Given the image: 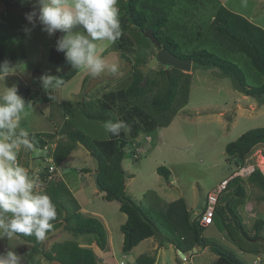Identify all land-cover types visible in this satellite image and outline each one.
<instances>
[{"label": "trees", "instance_id": "16d2710c", "mask_svg": "<svg viewBox=\"0 0 264 264\" xmlns=\"http://www.w3.org/2000/svg\"><path fill=\"white\" fill-rule=\"evenodd\" d=\"M9 1L0 0V3H9ZM169 1L174 8L175 5L186 4V7L183 5L182 10L185 13L184 16H188L189 6L200 2V21H196L198 23L186 30L188 33L183 37L176 32L175 28L169 30L174 22L170 21L169 13L165 12L171 7L168 0H118L122 36L114 45L117 54L124 61L132 63L133 69L118 80L114 89L104 92L95 101L87 98L77 102L63 100L62 106L66 118L61 128L53 132H30L29 138L34 139L36 148L43 149L47 140L58 137L53 153L55 165H60L66 160L72 151L80 146L78 142L91 151L92 157L99 159L100 189L105 192L106 200L119 201L120 210L127 215L126 222L121 226L124 233L122 246L124 253H129L147 238L157 237L160 245L171 243L182 251L192 249L197 244L207 247L217 255L211 264H244L230 252L204 239L203 232L206 226L202 225L198 219H192V214L183 197L168 203L164 209L168 224L178 234V236H171L158 228L157 222L126 190V173L122 165L126 146L140 135L150 134L158 127L166 126L171 122L172 117L188 101L191 75L180 69L162 65L150 69L147 75L138 69L137 66L146 65L157 51L156 46L143 35L144 31L152 29L163 47L181 58H190L194 65L218 68L222 76L232 80L236 90L264 104V28L245 16L231 11L219 0ZM60 35L62 34L58 32L54 36L49 51L48 59L52 66L65 60L64 54L55 50L56 38ZM198 38L210 40L208 43L213 44L214 48H221L226 55L244 54L258 74L260 82L250 83L239 64L221 56L217 51L207 48L183 51L182 46ZM61 69L62 84L68 82L78 72V68L70 64ZM90 77L91 75L84 81V87ZM79 115L104 123L109 120L113 122L123 120L130 125L131 130L127 133L121 130L119 136L109 132L107 138H96L75 124L74 119ZM261 143H264V127L252 128L244 132L226 145L227 161L243 166L254 148ZM157 172L166 179L170 177V170L165 166H158ZM30 174L31 171H29ZM47 175V169H45V172L41 173L42 179L46 180ZM246 180L264 191V173L260 168H256L247 175V178L240 175L232 177L227 182L226 189H223L220 194L215 215L229 216L230 228L239 231L247 241L255 242L258 237H262L264 219L258 218L255 221L254 235H250L236 206L246 202L247 189L244 184ZM227 190H231L233 195V199L228 201L223 196ZM38 192H46L57 207V218L51 222L53 227L49 231L62 224L65 210L67 212L65 229L70 230L75 236L92 234L100 245L105 244L106 237L101 223L96 219L84 218L80 215V205L63 180L51 181V184ZM16 235L27 243H33L29 250L26 247L29 264L34 263L37 254L58 264H98L89 249L81 248L73 241L57 244L54 249L47 250L46 242L42 244V240H37L35 236ZM260 243L264 244V242ZM5 248L12 250L9 247ZM154 260L147 255H141L137 259V264H152Z\"/></svg>", "mask_w": 264, "mask_h": 264}, {"label": "rangeland", "instance_id": "374dc122", "mask_svg": "<svg viewBox=\"0 0 264 264\" xmlns=\"http://www.w3.org/2000/svg\"><path fill=\"white\" fill-rule=\"evenodd\" d=\"M17 1L24 9L28 8V12L34 6L38 9L36 0ZM219 1L231 11L238 14L242 13L241 15L252 16L255 22L261 23L264 26V0ZM66 2L71 3V0H66ZM168 3H170L171 7L169 5V8L165 12L169 13L170 21L173 20L174 22L171 27L169 26V30L175 28L176 32L184 37L188 33L186 30L198 23L196 21H200V2L192 6L188 5V16H184L185 13L182 11L184 9L183 5L186 7V4L182 3L181 6L175 5L176 7L174 8L172 6L173 4H171L172 2L168 0ZM5 12L8 16H13L9 8ZM2 22L0 31L3 28L4 32H6L4 35L6 37L9 36L11 42L13 41L14 44H18L17 53L22 50L23 55L29 57V59L40 60V68L42 66L47 67V71L42 76L53 75L61 76L62 78V69L52 66L48 59L52 37H49L47 33L41 31V28L33 29L35 33L31 31L30 34H26L24 29L26 27L29 28L27 21L22 23L25 26L24 29L12 34L10 33L11 29L8 30V25L6 29L4 27V21ZM209 41L200 38L194 39L192 43L188 42V45L182 46L183 51L199 50L201 48L217 51L221 56L230 58L239 64L250 83L258 84L260 82L258 74L252 68L248 58L244 54L229 53L226 55L222 52L221 48H214L213 44L208 43ZM100 42H97V44ZM102 43L104 50L101 56L109 66L115 65L118 67L116 72L111 71L109 75L104 77L114 76L122 67H126L128 61H124L123 58L121 59L116 52L114 44H109L107 41H102ZM3 56L6 58L7 54L4 53ZM192 66H194L193 69L187 72L191 74L187 94L188 101L182 110L180 109L181 111L179 110L172 117L168 125L160 126L156 131L150 133L148 135L150 140H145L144 134L138 138L136 142L139 146L143 147L139 158L133 157L132 150L136 147L132 143L126 146L124 155L125 165L127 166L130 163L131 169L136 174L134 185H130V190H134L133 194L137 196L138 203L157 222L158 228L164 231L165 234L171 236H178V234L173 231L164 216L165 198L160 197L158 201H153L154 195L158 196L155 191L157 190L156 188L165 186L167 190L174 194L178 192L184 194L181 197H185L189 201L191 212L194 214L197 211L195 205L200 200L204 203L207 194L211 190L216 188L225 179L229 181L233 173L240 169V166L227 161L226 145L252 128L264 127V104L252 96H248L249 98L244 100L238 99V97L245 94L234 88L232 80L229 77L218 78L221 74L218 68L208 70V68H203L198 65L193 64ZM37 72L35 71L32 74L34 83H31L29 88H27L30 90V93L23 97L27 104L22 114V122L24 124L23 129H26L28 132L54 128L50 120H53L57 125L65 121L62 100L69 99L77 102L83 98H87L95 101L104 92L114 89L120 79L104 80L89 93H86L90 81L94 77L99 76L91 75L87 85L82 88H79V78L76 77L73 80L70 79L71 81L69 80V83L66 82V85L60 84L59 86L45 89L41 79L36 80ZM13 85L23 86V81L17 75L10 74L5 80H0V92L5 91V87H12ZM43 94L44 99L42 97ZM240 105H243L245 109H241L239 107ZM44 114L46 117L43 116ZM74 122L81 130L91 136L96 138H107L109 136L104 122L89 120L80 115L74 119ZM37 149L38 151L32 153L31 156L42 157H36L35 160V166L38 170L35 173L39 174V176L36 177V174L33 172L32 174L39 183L38 190L40 191L48 184H51V181L46 182L41 177V173L45 172L48 165L45 160L47 152L44 149ZM79 153L71 157L66 164H63L62 169L70 172V166H83L87 151L83 147H80ZM28 156L27 149L23 148L19 151L17 159L21 166H26L25 160ZM263 157L264 143H261L254 148L246 159L245 164H253L256 168L264 171V168L259 165ZM158 166H165L172 170V178L174 179L172 184H168V179L157 172ZM72 175L74 176V174ZM243 177L247 178V176ZM244 184L247 189L246 202L240 205L236 200L234 202L238 204L236 205L237 211L242 216V221L246 225L248 233L254 235L253 226L255 221L258 218L264 219V191L248 180ZM226 185L227 183L224 184L225 187ZM231 192V190H227L223 194L227 201L233 199ZM109 205L112 207V204ZM111 213H113L116 222L118 217L122 215L121 210L115 206L111 209ZM230 222L231 218L229 216L226 217L225 215L222 217V215H215L212 223L205 227L203 232L204 239L208 243L217 245L219 248L230 252L244 264H264V244L260 243L264 241H247L239 231L235 230V228H230ZM68 234L69 232L62 231L46 240V243L44 242L46 249L52 250L57 244L66 242L65 240H67ZM89 235L94 236L92 234ZM261 235L262 237L258 238H264V228ZM15 237L17 236L14 235L10 239H0V252L5 251L4 247H9L14 250L17 248L20 249L21 247H28L29 250L33 244L27 243L26 240L19 236V238ZM202 249L198 252L201 253L200 255H196L197 253L194 251L189 254L194 259L193 264H211L217 258V255L209 248L205 251H201ZM25 251L27 250H22L21 254H24ZM141 255L154 258L155 260L152 264H174L171 259L174 256L172 252H165L161 256V251L153 250L149 242L141 243L131 253H124L123 250H120L116 253L115 259L119 262L124 261L126 264H137V259ZM177 256V264L191 263L190 261H184L179 254ZM23 257L21 264H26L25 257L27 255ZM33 264L58 263L48 261L41 254H37Z\"/></svg>", "mask_w": 264, "mask_h": 264}, {"label": "clouds", "instance_id": "9594fccd", "mask_svg": "<svg viewBox=\"0 0 264 264\" xmlns=\"http://www.w3.org/2000/svg\"><path fill=\"white\" fill-rule=\"evenodd\" d=\"M36 5L38 11L34 6L25 13L32 26L24 29L26 34L37 25L49 37L59 32L62 35L56 38L55 50L63 53L72 67L93 76L106 69L117 71L101 56L104 49L98 48L97 42L114 44L122 36L118 0H36ZM12 69L9 61L0 63V80L12 74ZM40 79L45 89L63 83L61 76L44 75ZM26 104L15 85L0 92V239L24 234L44 240L53 227L51 222L57 218L52 198L46 192L36 191L37 184L29 170L18 163L21 147L32 153L38 151L29 132L20 127ZM105 128L114 136H119L121 130H131L123 120H109ZM0 264H21V255L14 250L0 252Z\"/></svg>", "mask_w": 264, "mask_h": 264}, {"label": "crops", "instance_id": "0c3cea01", "mask_svg": "<svg viewBox=\"0 0 264 264\" xmlns=\"http://www.w3.org/2000/svg\"><path fill=\"white\" fill-rule=\"evenodd\" d=\"M0 5H3V7L0 9V27H2L1 22L4 21V23H5L4 27H6V29H7V25H8V30L11 29L10 33H12V34H15L16 31L20 32L21 29H24L25 26L22 23L27 21L25 19V13H27L29 9L28 8L24 9V7H22L21 4L17 0H10L9 3L1 2ZM7 8L10 9L11 13H13V16H8L7 14H5L6 13L5 11L7 10ZM240 14H242V13H240ZM243 16H245L250 21H252L255 24L264 28V26L261 23L255 22V20L252 16H247L245 14H243ZM2 24H3V22H2ZM28 27L31 28L32 26L29 24ZM37 28H40V26L37 25V27H35L34 29H37ZM4 33H6V32H4V30L2 28V30L0 31V47H1L0 48V63H3L5 60L9 61L10 66L13 67V69H12L13 73L11 75H17L23 81V86L15 85L18 88V91L20 89H27V88H29V85L31 83H34V79L32 78V74L35 71L39 70L40 60L33 59V58L29 59V57H26L23 55V53L21 52L22 50H20V52L22 54L20 52L17 53V49H18L17 45L18 44L16 45V43L14 44L13 41L11 42V38L9 36L6 37L4 35ZM32 33H35V31H33V29H32ZM53 38H54V36L52 37V42H53ZM51 45H52V43H51ZM97 47L103 48L102 41L99 44H97ZM50 48H51V46H50ZM4 53L7 54L6 58H4V56H3ZM48 58H49V55H48ZM192 65H193V63H192ZM191 69H193V66ZM117 70H118V67H117ZM208 70H214V69L208 68ZM110 73H111L110 69H106L99 76H106V75H109ZM90 75H92V74H90L89 72L84 71L82 69H78L77 74L73 78H76V77L79 78V88L80 87L82 88L84 81ZM223 77L224 76H222L221 74L218 76V78H223ZM73 78H71V80H73ZM32 79H33V81H32ZM70 81H68L67 83H69ZM37 84H38V82H37ZM44 94L42 96L43 99H44ZM246 98H249V97L246 95H241L240 97H238V99H241V100H244ZM239 107L241 109H245L243 107V105H240ZM251 107H252V105H251ZM43 116L46 117L45 114ZM50 121H52L54 128L39 130V131L40 132H53L56 129L61 128L62 124L64 123V121H62L60 125H57L55 122H53V120H50ZM21 122H22V119H21ZM21 122H20V127L24 128V124H23V122L22 123ZM39 131H36V132H39ZM139 137L136 138V141L138 140ZM132 144H133V142H132ZM79 148L77 147L76 149H74L72 151V153L68 156V158L66 160H64L60 165H56V173H55V179L54 180L56 181V180L60 179V180H63L65 182V184L70 189L73 196L75 197V199L77 200V202L80 205L79 213L82 217L93 218V219L98 220L101 223V225L104 229V232H105L106 242L102 246L97 242L95 236H90L89 234H83V235L75 236L68 229L64 230L65 232L66 231L69 232L68 238L65 241L66 242L67 241H73L79 247L89 249L93 253L98 264H120L121 261L119 262L118 260L115 259V257H116V253L118 251L122 250V246H123V242H124V233L121 230V226L126 222L127 215L121 211L122 215H120L118 217L117 222L114 220V215H113V213H111V209L113 208V206H115L117 209L119 208V210H120V202L117 200H113V201L106 200L105 199V192L102 191L101 189L97 188L95 181H94V177H93V175H94V159H93V157L89 153H86L87 155L84 157V161H85L84 163L85 164L83 166H80V167L70 166V172L62 169V166H64L63 164H66V162H68L71 157L76 156V154H80ZM22 149H23V147H21L20 151ZM132 151H134V150H132ZM27 152H28L29 156L25 160L26 166H23V167H25L26 169L31 171L30 176H32V178L36 181V184H37L36 190L39 191L38 190L39 183L34 178L32 172L34 174H36L35 171H38L36 166H35L36 157H40V158H42V157L41 156H31L32 152H30L29 150H27ZM122 165H123V168H124L125 173H126V176H125L126 190L137 201V196L135 194H133L134 190L133 189L130 190V185H132V186L134 185L136 174L131 169L130 163H128L127 166L125 165L124 159H123ZM72 174H74V176ZM172 175H173V172H172V170H170V177L168 179V184H172V182L174 181V179L172 178ZM37 176H39V174H36V177ZM156 189L157 190H155V191L158 194V196L154 195L153 201H158L160 197L165 198L166 204H164V207L168 203L176 201L179 198H181V196H184V194H182L181 192H178L176 194L172 193L171 191L167 190L165 186H161V187L156 188ZM183 198L186 202L188 210L191 212L189 201L185 197H183ZM204 203L202 202V200H200L195 205V208L197 209V211L194 212V214L191 212L192 219H198L200 212H202V210H203ZM109 204H112L111 205L112 207H110ZM15 236H17L15 238H19L18 235L15 234ZM143 242H149V244L152 245V249L155 251L160 250L161 256H163L165 254V252H172L174 254V256L171 257V259L173 260L174 264H177L176 259L178 258L177 255L179 253H178V248L174 244L164 243L163 245H160V241L157 237L147 238V239L143 240L142 242H140L138 245H140ZM62 243H65V242H62ZM197 245H200V244H197ZM197 245H195L194 247H196ZM137 246H135L131 251H133ZM192 249H188L186 251H191ZM206 249H207V247L206 248L203 247V249L201 251H205ZM131 251H130V253H131ZM199 251H200V249L198 248L196 255L201 254V253H198ZM25 261H26V264H29L28 263V257H25ZM189 261L191 262L190 264H193V262H194V259H193V257H191V255H190Z\"/></svg>", "mask_w": 264, "mask_h": 264}, {"label": "water", "instance_id": "95a60500", "mask_svg": "<svg viewBox=\"0 0 264 264\" xmlns=\"http://www.w3.org/2000/svg\"><path fill=\"white\" fill-rule=\"evenodd\" d=\"M3 7V5H0V9ZM33 10V7L30 8V11ZM38 11V9H37ZM75 31V29H74ZM143 35L148 38L157 48L156 53L149 59L148 63L146 65H139L137 66L138 69H140L145 75H147L150 71V69L155 68L158 65H162L168 68H176V69H180L184 72H189L192 68V60L190 58H181L179 56H177L176 54H174L173 52H171L169 49L163 47L160 43V41L158 40V38L155 36L154 32L152 29H148L146 31L143 32ZM69 65L68 62H66L65 60L56 64L55 67L57 68H62ZM133 69V64L130 63L129 61L127 62V65L125 68L120 69L116 75L114 76H99V77H94L87 89H86V93H89L93 88H95L100 82H103L104 80H116L118 78H121L122 76L126 75L130 70ZM47 71V67L42 66L36 75V80L40 79V77H42V75ZM30 93L29 89H20L18 91V95L24 97L26 95H28ZM78 144L83 147L87 153H91V151L81 142H78ZM94 159V181L95 184L97 186L98 189H100V184H99V179H98V174H99V159L97 157H93ZM264 173V171H263ZM67 216V212L64 210L63 211V217L64 220L62 222V224L49 231L46 234V238L44 240H42V244L50 239L52 236L59 234L60 232L65 230V227L67 225V220L65 219V217ZM256 240H260V241H264V238H258ZM202 249L201 245H197L196 247H194L191 251H182L181 249H178V253L180 255L181 258H184L185 255H189L191 252H197V250Z\"/></svg>", "mask_w": 264, "mask_h": 264}, {"label": "built area", "instance_id": "2783aa9c", "mask_svg": "<svg viewBox=\"0 0 264 264\" xmlns=\"http://www.w3.org/2000/svg\"><path fill=\"white\" fill-rule=\"evenodd\" d=\"M144 135H145L146 140H150L148 133H146ZM57 140H58V137L47 140V143L43 148L47 152L45 160L48 163V165H47V174L48 175H47V178L45 180L46 182L54 181V179H55L56 165H55L54 160H53V153H54V150H55L56 145H57ZM133 145H135V147H136L132 153L133 157L139 158L141 153H142L143 147L139 146V144L136 142V139L133 141ZM255 169H256V167L253 164H247L246 163L240 167L239 171L234 172L232 177H235L238 175L247 176V175L251 174ZM227 182H228V180H224L216 188H214L213 190H211L207 194L205 203L203 205V210H202V212H200V215L198 217V220L200 221V223L202 225L208 226L210 223H212V221L215 217V214H216V207L218 204L220 194L223 191V189L225 188L224 184H226ZM182 259L184 261H189L190 255H185L184 258H182ZM120 264H126V263L124 261H121Z\"/></svg>", "mask_w": 264, "mask_h": 264}, {"label": "flooded vegetation", "instance_id": "af4514ba", "mask_svg": "<svg viewBox=\"0 0 264 264\" xmlns=\"http://www.w3.org/2000/svg\"><path fill=\"white\" fill-rule=\"evenodd\" d=\"M2 246H3V245H2ZM11 249H12V248H11ZM25 249H26V247H24V248L21 247L20 249L17 248V249H15V250H14V249H12V250H14L17 254L19 253V254L21 255V259H22V258H24V257H23L24 255H27V252H28V251H25L24 254H23V253L21 254L22 250L24 251ZM4 250H6L5 247H4ZM27 257H28V256H27Z\"/></svg>", "mask_w": 264, "mask_h": 264}, {"label": "bare ground", "instance_id": "6f19581e", "mask_svg": "<svg viewBox=\"0 0 264 264\" xmlns=\"http://www.w3.org/2000/svg\"><path fill=\"white\" fill-rule=\"evenodd\" d=\"M259 165H261V167L264 168V157L260 160V164Z\"/></svg>", "mask_w": 264, "mask_h": 264}]
</instances>
